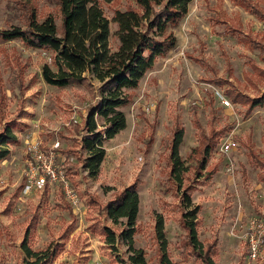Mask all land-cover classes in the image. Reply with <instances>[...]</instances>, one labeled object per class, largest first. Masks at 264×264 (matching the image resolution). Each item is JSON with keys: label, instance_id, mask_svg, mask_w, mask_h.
<instances>
[{"label": "rangeland", "instance_id": "obj_1", "mask_svg": "<svg viewBox=\"0 0 264 264\" xmlns=\"http://www.w3.org/2000/svg\"><path fill=\"white\" fill-rule=\"evenodd\" d=\"M96 1L110 20L115 8L136 6L134 0ZM254 1L264 9V0ZM30 5L38 20L51 14L60 29L53 0H30ZM26 14L15 0H0V30L24 27ZM115 27L111 21L112 48L118 44ZM168 30L175 45L156 59L132 90L130 102L119 107L126 127L104 141L106 154L94 178L79 159L86 155L81 141L86 116L99 99L98 82L50 85L41 75L45 63L52 66L50 52L0 35V132L9 127L15 136L8 143L9 156L0 163V264H24L23 240L33 249L55 246L57 253L48 264H115V253L96 230L92 200L106 203L129 184L139 194L135 246L148 263L155 264L158 257L154 223L160 213L169 256L181 264H202L189 253L180 220L185 189L200 206L198 239L205 245L214 241L215 264H264L248 259L243 237L245 219L264 212V168L249 155L252 149L264 160V107L246 114V106L227 95L229 86L249 96L264 92V75L257 72L264 69V50L254 45L264 47V16L235 0H191L187 13L169 23ZM215 90L230 104L221 103ZM146 103L154 104L150 112L143 110ZM96 119L102 130V119ZM175 124L184 131L179 154L188 165L181 190L170 178L168 164ZM212 129L216 143L204 168L211 170L210 176L193 179L191 153ZM226 138L236 147L222 150ZM33 139L42 141L44 149L58 142L56 163L63 178L25 192L27 149ZM117 248L120 257L127 255L123 244Z\"/></svg>", "mask_w": 264, "mask_h": 264}, {"label": "trees", "instance_id": "obj_2", "mask_svg": "<svg viewBox=\"0 0 264 264\" xmlns=\"http://www.w3.org/2000/svg\"><path fill=\"white\" fill-rule=\"evenodd\" d=\"M15 1L27 12L25 26L2 29L0 35L5 40L17 38L32 48L50 52L52 66L45 63L41 72L45 82L57 87L71 83L91 85L93 80L98 82L99 99L86 116V133L81 141L86 155L79 159L88 175L94 178L99 173L106 154L104 141L113 138L126 127L125 114L119 107L130 102L132 90L153 67L156 59L164 56L175 45L176 37L168 30V24L178 21L187 13L191 0H134L136 6L129 3L125 9L115 8L111 20L96 0H53L61 15L59 30L51 14L42 20L37 19L30 0ZM235 1L257 16H264V9L257 1ZM111 21L116 25L114 35L118 39L114 48L110 45ZM254 45L264 50L259 43L255 42ZM257 72L264 75V69ZM227 95L233 103L246 106V114L255 107H264V92L249 96L229 86ZM95 116L102 119V130L98 129ZM183 133V129L175 124L169 149L170 178L177 190L182 189L183 175L188 170V165L179 154ZM215 137L216 133L212 129L210 134L202 136L193 149V179L202 175L210 176L211 170L204 171V168L207 156L215 146ZM14 140L15 136L9 127L0 132V163L9 156L8 143ZM249 155L257 166L264 168V160L252 149L249 150ZM181 195L180 220L187 235L188 251L200 259L202 264H215L212 257L214 241L205 245L198 239L196 224L200 206L192 201L185 189ZM92 203L98 212L96 230L102 233L109 251L115 253L114 263L150 264L144 251L135 246L134 236L138 230L139 212V194L135 184L127 185L106 203L102 204L97 200H92ZM104 220L108 223L102 224ZM154 231L158 243L155 264H181L167 252L164 218L160 213L156 214ZM119 244L126 247L125 257L116 253ZM20 247L25 254L24 264H48L57 253L55 246L33 249L26 240L21 242Z\"/></svg>", "mask_w": 264, "mask_h": 264}, {"label": "built area", "instance_id": "obj_3", "mask_svg": "<svg viewBox=\"0 0 264 264\" xmlns=\"http://www.w3.org/2000/svg\"><path fill=\"white\" fill-rule=\"evenodd\" d=\"M216 97L221 103L229 105L227 97L218 90H215ZM153 103H146L143 110L150 112ZM58 142L49 149L42 147V141L33 139L28 144L27 169L25 171L24 191L42 190L46 184L55 182L60 175L56 163ZM236 147V142L231 138H226L221 145V149L228 151ZM67 195L74 200L76 195L64 184ZM242 221V218H240ZM243 237L246 245V254L249 260H264V212L254 214L245 219Z\"/></svg>", "mask_w": 264, "mask_h": 264}]
</instances>
